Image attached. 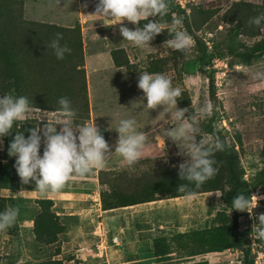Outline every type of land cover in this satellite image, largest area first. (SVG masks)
Segmentation results:
<instances>
[{
	"label": "rangeland",
	"instance_id": "1",
	"mask_svg": "<svg viewBox=\"0 0 264 264\" xmlns=\"http://www.w3.org/2000/svg\"><path fill=\"white\" fill-rule=\"evenodd\" d=\"M232 1L176 0L186 8L187 12L192 4L204 8L219 7L218 15L227 9ZM248 1L259 3V0ZM49 2L52 3V0ZM24 5L23 3V8ZM45 5L50 6L47 3ZM26 7L27 13L30 14L32 12L30 7L27 4ZM38 16L43 19L41 14ZM217 20L219 18L215 16L214 21ZM171 23L166 24L170 26ZM124 24L132 30L137 27L127 19ZM113 28L115 29V26ZM113 28L109 29L110 35L107 36V39L109 41L113 39L111 44L114 45L122 43L121 41L125 42L129 58L139 65L140 70L134 71L136 74L131 77V82H133L131 85L129 80L120 79L118 76L112 82L107 81L110 78L109 74V78L104 76L99 79V72L103 73L106 66L102 65L99 70L96 68L93 76L96 80H91L89 97L86 88L88 101L86 116L84 119L74 118L76 124H80L76 122L77 120L82 123H95L101 129L102 135L109 143L110 151L113 153L106 157L103 167L93 168L86 173L89 175L88 178L72 174L63 187L56 191L41 192L36 188L35 181L23 184L19 177V189L14 193V196L16 199L19 198L17 207L20 220L16 223H19L20 226L19 230L18 228V231L16 230V237L10 236L8 228L0 230V264H29L40 261L54 249L53 245H38L34 241L30 228L32 222L28 219L35 211L34 199L43 197V195L55 199L54 208L59 214L72 216L71 220L70 218L66 219L69 225L68 231L60 237L62 254L59 256H64V264H172L173 261L169 262V258L180 257L188 252L187 247L185 251L177 246L173 234L211 225L217 212L221 209L226 208L227 212L231 214L221 196H216L215 193H221L218 190L150 201L145 204L139 203L107 211L100 209L99 192L103 187L98 181V173L101 170L110 174V172L121 170L128 165L118 153L114 152L118 140V132L114 127L117 126L119 120L130 117L136 119L138 129L148 134L147 146L145 145L142 156L150 157L167 152L163 136L161 135V138L157 140L153 135L160 131L161 126L165 128L172 126L166 123L169 113H165V120H159L163 118V112H161L163 105L150 109L149 112L146 108L142 109L143 104L139 108L136 105L141 103L137 100L143 98V91L137 87L143 66H146L151 55H169L174 49L170 48L166 41L159 43L154 39L149 42L150 45H146L143 49L135 47L131 42L120 38L121 33L118 37L115 36L117 32ZM180 28L185 30L182 20ZM218 29H222V25H218ZM207 30V28L198 30L196 35L206 44L211 43L209 41L211 38L220 39L221 34L217 30L212 33H208ZM260 33L264 37V28ZM258 38L260 37L256 39ZM242 39L248 44L256 40L245 37ZM86 44L88 45L89 41ZM95 44L101 50L106 48L103 41H98ZM90 48L92 47L90 46ZM195 51L192 39L190 49L186 52L183 51L184 54L179 63L176 66H170L165 75L171 78L174 87L181 88L190 98L191 104L185 119L195 114L202 105L207 103L213 105L214 126L228 144L235 145L241 166L244 169V178H251L262 166L260 148L264 130V55L249 64L241 65H230V59L227 58L214 59V95L212 96L206 72L198 70L193 61ZM95 53L96 50L85 52V59L88 60V63L93 60ZM106 60L108 61L110 58L106 57ZM209 69L207 68L206 71L209 72ZM258 73L259 75H257ZM103 81H106V84ZM143 101L146 103V98H143ZM57 112L41 109V111H34L32 116L36 119V124L38 123L42 127L46 119H52ZM160 112L161 114L158 116ZM38 119L41 120L37 122ZM208 119L199 123L201 138L209 135L202 127V123L207 122ZM23 126L24 121L20 123L19 128L21 129ZM56 127L59 131L61 125L57 124ZM237 137H239V141ZM1 142L2 139H0V149ZM173 144V147L169 146V155H172L176 161L179 149L174 142ZM40 154L42 155L43 152ZM178 155L180 156L177 158L179 160L187 159L183 155ZM172 156L167 159L169 160ZM82 190L83 192H81ZM263 192L258 188L251 194V202H257L251 213L247 210H238L237 233L245 246L251 247V255L254 254L253 264H264V238L258 235L261 230V226L258 225L259 214L264 213ZM0 194L6 196L8 190L3 189ZM160 240L164 245L159 242ZM154 248L164 251L162 256L168 259H163L161 262L154 255ZM241 253L239 249L230 248L220 252L206 253L203 257L210 264H241ZM69 255L73 257L71 256L72 258L67 260L66 256ZM94 258H99V260H94ZM186 260L184 259V261ZM180 264H185V262L181 260Z\"/></svg>",
	"mask_w": 264,
	"mask_h": 264
},
{
	"label": "trees",
	"instance_id": "2",
	"mask_svg": "<svg viewBox=\"0 0 264 264\" xmlns=\"http://www.w3.org/2000/svg\"><path fill=\"white\" fill-rule=\"evenodd\" d=\"M168 3L169 11L166 16L163 18L150 16L148 20L157 19V22L165 28L175 17L182 20L184 31L194 40L196 51L193 61L198 70L206 72L212 96L214 95V59L227 58L230 59V65H241L249 64L264 55V37L260 33L264 28V20L261 25L250 23L252 18L264 14V0H259V3L233 0L220 15H218L219 7L204 8L192 4L187 12L186 8L176 0H168ZM215 16H218L219 20L214 21ZM140 23L138 27H142L146 21ZM218 25H222V29H218ZM203 28H207L208 33L217 30L221 34L220 39L211 38L209 40L211 43L206 44L196 35V32ZM58 33L62 37L60 44H66L71 49L63 59H57L54 50L47 47L53 39L57 38ZM242 37L260 38L248 44ZM170 38L167 30H162L155 36L154 41L162 43ZM171 51V54L165 56L151 55L141 71L165 74L170 66H176L179 63L184 54L183 51ZM111 57L115 66L125 67L129 74L140 70L136 63L130 62L123 48L112 50ZM83 65V46L78 23L73 27H64L29 20L24 17L22 0H0V94L26 96L30 103L47 111H58L60 108L58 98L64 96L71 101L72 107L76 110L77 114L74 118L84 119L88 101ZM207 68H210L209 72L206 71ZM190 104L187 93L182 91V96L178 99V107H189ZM213 120L214 115L207 122L204 121L202 127L206 133L218 137L223 142L224 148L214 153L216 161L214 166L218 168L217 173L199 188L187 180L180 179L179 164L183 161L177 159L180 158L178 154H176V161L172 155H169V146L173 147L174 144L168 138H165L167 152L164 154L155 157L142 156L134 165H127L110 174L101 170L98 173V181L103 187L99 192L100 208L103 211L217 190L223 194L221 199L231 214L226 208L221 209L211 225L173 234L177 246L185 251L187 247L188 252L180 257L169 258V262L173 261L172 264H180L181 260L185 264H210L203 255L230 248L239 249L242 252L241 264H253L254 254L251 255V247L245 246L237 233L239 214L238 210H232V200L238 193H243L251 199V194L256 189L264 191V130L260 148L262 166L251 178H244V169L235 145L226 142L214 126ZM76 122L82 123L78 120ZM35 126V118L26 120L21 129L13 128L10 130V135L2 138L0 191L7 189L8 194L6 196L0 194V211L9 207L18 208L17 199L19 198L16 199L14 193L19 189V175L14 167V157H9L7 153L9 142L16 131L23 132L27 137L30 135L28 130ZM14 127L17 126L14 124ZM237 139L239 141V137ZM43 148L42 140L40 153L43 152ZM168 155L172 156L169 160ZM180 185H186V187L182 189ZM34 203L35 211L28 218L32 222L30 228L33 239L38 245H53L54 249L44 259L29 264H64V256H59L62 254L60 237L68 231L69 225L66 219L71 220L72 216L59 214L54 208L52 198H35ZM19 220L20 218L17 217L15 223ZM19 226V223H16L8 228L11 237H16ZM159 242L163 244L161 240ZM164 253L154 248V255L161 262L163 259H168L162 256ZM71 256H66L67 260L73 257ZM184 259L187 260L184 261Z\"/></svg>",
	"mask_w": 264,
	"mask_h": 264
},
{
	"label": "clouds",
	"instance_id": "3",
	"mask_svg": "<svg viewBox=\"0 0 264 264\" xmlns=\"http://www.w3.org/2000/svg\"><path fill=\"white\" fill-rule=\"evenodd\" d=\"M169 11L168 0H98L95 15L110 23L105 25L120 24L119 31L123 40L131 42L135 47L143 49L150 45L155 36L167 30L170 39L167 45L177 51L190 49L192 46L191 36L180 28L181 20L174 18L171 25L165 28L155 20H148L150 16L163 18ZM127 19L137 27L132 30L122 23ZM264 14L254 17L250 23L261 25ZM141 21L142 27H138ZM61 34L53 39L47 47L54 50L57 59H63L71 49L65 44H60ZM137 87L143 91L141 103L149 112L159 105H163V118L165 113L170 115L166 123L171 127L161 126L160 131L153 137L157 140L163 136L175 143L180 155L187 157L179 164L180 179L187 180L199 188L205 181L212 178L218 171L214 153L224 148L223 142L209 134L200 137L199 123L210 118L213 114V105L207 103L202 105L195 114L185 119L188 107L178 108V99L182 96V90L174 87L172 80L162 73L140 72ZM259 75V73L257 74ZM60 106L58 112L52 119H46L41 127L29 129L27 137L23 132L16 131L7 147L9 157H15L14 167L23 184L35 181L36 188L41 192L56 191L63 187L72 174L84 175L93 168L103 167L106 157L110 151V145L102 135L101 129L95 123H74L76 110L72 107L71 101L64 96L58 98ZM41 111L40 108L30 103L28 97L12 94H0V139L10 135L13 128H19L20 123L34 119L32 113ZM47 111V110H46ZM161 112L158 116H160ZM41 119H38L40 121ZM157 120V121H159ZM156 121V122H157ZM19 122L17 127L14 124ZM57 124L61 125L57 131ZM113 128V127H112ZM114 129L118 132V140L115 144V153H118L129 166L134 165L143 155L148 134L138 129L134 117L121 118ZM44 143L43 154H40L41 143ZM3 145V140H2ZM2 149V148H1ZM183 189L186 185H180ZM217 197L222 193H215ZM243 193H238L232 200V210H247L251 213L256 206ZM19 214V209L9 207L0 211V230L11 227ZM261 230L259 237L264 238V213L259 214Z\"/></svg>",
	"mask_w": 264,
	"mask_h": 264
},
{
	"label": "crops",
	"instance_id": "4",
	"mask_svg": "<svg viewBox=\"0 0 264 264\" xmlns=\"http://www.w3.org/2000/svg\"><path fill=\"white\" fill-rule=\"evenodd\" d=\"M22 1L25 4L24 5L25 6L24 7L25 9L24 17L26 19L40 21V22H47V23L56 24L59 26H64V27H73L76 23L79 24L80 30H81V40H82L83 55H84L83 68L85 71L88 97H89V94H91V91H90L91 80L92 81L96 80L93 77L96 71V68L97 70H99L100 67H102V65L106 66V68L104 69L103 73L99 72V79L103 78L104 76L109 78V75H110V78L107 81L110 80V82H112L118 76L120 79H125L126 81L129 80L130 84L132 85L133 82H131V77H134L136 72L134 73V71H132V73L129 74L125 67L115 66L113 59L111 57L112 50L123 48L126 51V47L124 45L125 42L121 41L122 43L114 45V44H111V41L113 39L110 41L107 39V36L110 35L109 29L113 28L114 26H115V29L114 28L113 29L115 30V32H117L115 33L116 34L115 36L117 37L119 36L120 24H115L112 26L105 25L110 22L107 20H104V23H105L104 24L100 20L103 18L99 17L98 15L93 14L95 13L96 4L98 3V0H52V3L49 2L50 0H22ZM46 3L50 6H46L45 5ZM26 4L28 5V7H30V10L32 11L30 12L31 16L29 13H27ZM38 13L43 16V19L38 18L40 17L38 16L39 15ZM35 15L36 17H34ZM62 22H66V23H62ZM120 23H122L125 26L124 24L125 20H123ZM120 38L124 39L122 35H120ZM87 40L89 41L88 45L86 44L88 42ZM98 41L99 42L103 41V43L106 45L105 46L106 48L103 50L97 48L95 43ZM89 45L92 48H90ZM87 50H90V52L96 50L95 57L90 63H88V60L85 59V52H87ZM106 57L110 58V60L107 61ZM128 58H129V55H128ZM129 60L131 63H136L132 61L130 58ZM103 82L104 84H106V81H103ZM75 176L88 178L89 175L84 174V175H75ZM81 192H83V190ZM43 197H48V196L43 195ZM49 198H51V196H49ZM53 200L54 202H56L55 199ZM78 215L80 214L78 213Z\"/></svg>",
	"mask_w": 264,
	"mask_h": 264
},
{
	"label": "built area",
	"instance_id": "5",
	"mask_svg": "<svg viewBox=\"0 0 264 264\" xmlns=\"http://www.w3.org/2000/svg\"><path fill=\"white\" fill-rule=\"evenodd\" d=\"M36 126H37V124H36ZM36 126H35V127H36Z\"/></svg>",
	"mask_w": 264,
	"mask_h": 264
}]
</instances>
